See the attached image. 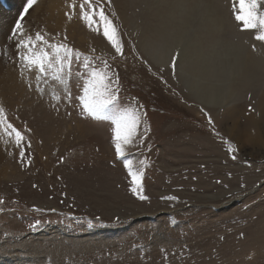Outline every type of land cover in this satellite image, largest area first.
Here are the masks:
<instances>
[{
	"label": "rangeland",
	"instance_id": "obj_1",
	"mask_svg": "<svg viewBox=\"0 0 264 264\" xmlns=\"http://www.w3.org/2000/svg\"><path fill=\"white\" fill-rule=\"evenodd\" d=\"M162 1L93 0L116 24L123 56L89 30L82 0H37L23 20L30 35L90 54L98 66L106 60L119 75L121 106L146 113L127 149L128 158L145 161L149 199L140 200L116 155L111 123L81 112L83 77L72 79L71 100L57 101L54 89L64 95L57 82H37L35 71L21 75L9 37L26 0H0V106L25 135L17 146L0 128L3 162L16 166L13 177L0 172V264H264V133L246 134L229 119L259 114L264 42L242 30L234 0H213L226 36L260 59L262 71L259 80L230 83L234 103L205 106L179 75L177 56L160 64L149 54L171 26ZM6 83L25 87L24 98L19 90L10 96Z\"/></svg>",
	"mask_w": 264,
	"mask_h": 264
},
{
	"label": "snow or ice",
	"instance_id": "obj_2",
	"mask_svg": "<svg viewBox=\"0 0 264 264\" xmlns=\"http://www.w3.org/2000/svg\"><path fill=\"white\" fill-rule=\"evenodd\" d=\"M261 3L262 0H234V6L238 4V7H235L234 18L240 22L242 30L256 31L255 39L264 42V15L261 14ZM36 4L37 0H26L9 37L16 41L17 63L21 75L35 71L37 82L49 77L51 81L57 82L58 87L64 91L63 96L55 89L52 91L51 95L57 101L71 100L72 79L83 77L81 94L77 98L82 114L95 121L111 123L114 149L131 178V191L140 200H148V196L143 194L145 161L128 158L127 151L129 147L135 146L143 124L142 117L146 116V113L142 112L138 106H121L119 75L111 69L106 60L98 66L95 63L98 58L90 54L82 53L64 43L53 42L39 31L34 35L26 33L23 25L24 17ZM73 8H75V3ZM79 8L81 19L89 30L102 33L115 53L123 56L124 47L119 30L112 18L105 12L103 4L97 7L93 0H82ZM74 62L78 66V71L75 73L73 72ZM66 84L68 87L63 88L62 86ZM209 120L211 121L210 117ZM0 128L9 138L14 137L17 146H21L25 141L24 133L8 120L3 106H0ZM229 151L234 153L237 149L230 148ZM19 155L21 159L25 156L22 147ZM167 199L175 200L177 197L172 196ZM3 203L4 201L0 200V205ZM4 210L0 207V213ZM34 211H41V209L35 208Z\"/></svg>",
	"mask_w": 264,
	"mask_h": 264
},
{
	"label": "bare ground",
	"instance_id": "obj_3",
	"mask_svg": "<svg viewBox=\"0 0 264 264\" xmlns=\"http://www.w3.org/2000/svg\"><path fill=\"white\" fill-rule=\"evenodd\" d=\"M162 2L170 6L169 10H166L164 5V9L169 11L167 14L171 26L169 32L164 31L161 43L152 45V53L149 54L160 64H166L173 56H177V70L192 96L205 106L213 108L225 103L230 105L234 103V92L230 90L232 85L230 83L241 81L244 84L250 80L260 79L262 70L258 72V68L262 61L250 53L243 44L236 43L229 39L228 35L226 36L224 17L217 11L213 0H163ZM8 83H6L7 87L14 88V91L9 92L10 96L15 95L13 92L19 90L20 93L17 95L21 94L24 98L25 87H20V90L18 86L17 90L15 84L10 86L11 84ZM40 111L43 114L41 109ZM233 116L235 114H232ZM232 117L230 115L229 119L246 134L252 133L251 131L257 134L264 133V95L259 101V114H248L242 121ZM0 147L2 149V145ZM1 155L3 154L0 153V172L7 178L15 176L16 166L9 159L3 162Z\"/></svg>",
	"mask_w": 264,
	"mask_h": 264
}]
</instances>
